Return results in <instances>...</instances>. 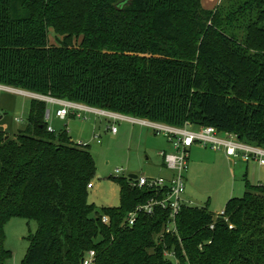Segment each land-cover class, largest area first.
<instances>
[{"label": "trees", "instance_id": "trees-1", "mask_svg": "<svg viewBox=\"0 0 264 264\" xmlns=\"http://www.w3.org/2000/svg\"><path fill=\"white\" fill-rule=\"evenodd\" d=\"M115 1L0 0V85L169 127H214L264 149V0L212 10L134 0L128 18V1ZM179 16L199 37H182ZM49 29L63 35L57 44ZM47 105L32 101L13 136L0 130V264L12 258L4 225L14 217L37 224L21 264H82L90 251L93 264H171L169 253L177 264H264V185L246 183L222 216L182 206L175 234H165L170 212L160 208L130 227L127 213L154 192L113 178L118 206L96 209L89 146L48 132Z\"/></svg>", "mask_w": 264, "mask_h": 264}, {"label": "rangeland", "instance_id": "rangeland-1", "mask_svg": "<svg viewBox=\"0 0 264 264\" xmlns=\"http://www.w3.org/2000/svg\"><path fill=\"white\" fill-rule=\"evenodd\" d=\"M120 1L123 0H116L112 3V6ZM127 1L128 6H125L122 10L124 12L123 16L126 18L131 16V12L134 11V0ZM200 2L204 9L212 10L217 6L219 0H200ZM174 22L179 27L183 38L186 35L199 37L192 29L191 21L179 16L174 19ZM68 27V25L63 24L61 31ZM56 31L58 32V30ZM62 37L63 35L56 33L54 29L48 30L50 44H57V40L62 39ZM71 41L73 45L79 46L81 36L73 34ZM23 96L22 94H16L11 97L8 93L0 92V105L6 104L11 107L15 99L23 98ZM55 107L47 105V109L51 111L48 125L57 132L65 129L74 143L89 146V152L95 161V177L92 180L93 187L88 190V202L93 204L96 209L118 206L119 187L113 178H126L129 175L156 178L166 175L167 172L161 167L162 159L157 153L160 148H164V145L167 144L164 132L157 131L149 125L131 121L127 116L113 119L81 112L82 118L70 114L64 120H58L53 117ZM76 113L79 112L76 111ZM7 114L5 124L8 131L15 133L17 128L20 129L25 126V123L23 124L25 121H22L20 126L13 122L16 115L11 111ZM84 117H86V120L83 119ZM112 127L116 128L114 134L111 132ZM215 153L221 152L194 144L190 149V161L194 160V156L211 157L210 155ZM208 160V165L206 164L204 168L205 178L202 181L189 180L190 192L198 191L204 197L205 203L195 199L189 201L191 207L201 208L206 206L215 216H222L223 213L220 214V212L225 209L227 200L242 196L246 183L264 185V167L259 166L253 159L248 161L235 159L234 164H226L212 157ZM185 176L188 182L187 174ZM232 180L235 181L234 185ZM187 184L185 183V200L187 198ZM36 229L37 224L35 221L14 217L6 222L4 225V246L12 254L8 264L22 263L28 250V239L35 234ZM165 255L169 258L171 264H177L175 259L171 258L170 253Z\"/></svg>", "mask_w": 264, "mask_h": 264}, {"label": "built area", "instance_id": "built-area-1", "mask_svg": "<svg viewBox=\"0 0 264 264\" xmlns=\"http://www.w3.org/2000/svg\"><path fill=\"white\" fill-rule=\"evenodd\" d=\"M0 85V92H1ZM39 101H43L48 105L58 107L55 110L54 116L60 120H64L68 115L72 114L77 118H82L81 112L85 114L102 115L113 119H118L120 116L86 107L81 104L72 103L68 101L58 100L46 96H40ZM78 111L79 113H76ZM51 117L50 110L45 112V120ZM86 120V117L83 118ZM143 125H149L157 131L165 133L167 142L173 148L172 152L161 151L158 155L162 159V167L167 171L166 176L156 178H146L143 176L137 177L132 186L138 188H146L154 192V197L149 199L146 203L136 206L132 211L126 215L125 223L128 226H133L138 216L146 215L152 216L156 209L169 210V220L165 226V234H175L176 225L175 218L182 206H190V203L184 199L185 191V174H187L189 166V151L194 144L201 147H209L213 151L222 152L227 157L233 159H242L248 161L253 159L260 166H264V149L260 147L250 146L240 142L236 135L227 132H218L214 127H198L193 128L189 125L184 127H169L162 124L139 121ZM48 132L54 130L48 126ZM111 132L116 133V128L112 127ZM80 145V143L78 144ZM93 187L90 183L87 188ZM104 224H108L109 219L104 217L102 219ZM212 228V226L210 227ZM94 252L90 251L85 256L82 264H93Z\"/></svg>", "mask_w": 264, "mask_h": 264}, {"label": "crops", "instance_id": "crops-1", "mask_svg": "<svg viewBox=\"0 0 264 264\" xmlns=\"http://www.w3.org/2000/svg\"><path fill=\"white\" fill-rule=\"evenodd\" d=\"M219 2H220V0H219ZM206 8L208 9L209 7H206ZM1 87H2L1 92L2 93H8L11 97H14V95H16V94L24 95L23 98L15 99L12 102L11 107L7 106L6 104L0 105V130H2V131L4 130V132L7 131L6 133H8L9 135L13 136L17 132V130L19 128H17L15 133H13V131L12 132L8 131V127L5 124V119H6L5 116L8 115L7 112L11 111L12 113H14L16 115V117L13 119V122L15 124H17L18 126H20L22 124V121H25V122H23V124H24V123H26V120L28 119L31 102L34 101V100H40V99H39L38 95L30 93V92H27V91H24V90L21 91L20 89H14V88H11V87H6V86H1ZM56 109H58V107H55V110ZM55 110H54V112H55ZM116 115H118V114H116ZM118 116H122V115H118ZM53 117L55 119H58V118H56L54 116V114H53ZM122 117H124V116H122ZM127 118L130 119L131 121H134V122L145 121V122L148 123V121H146V120L133 119V118H130V117H127ZM58 120H60V119H58ZM22 128H20V129H22ZM60 131H62V130H60ZM54 132H57V131L54 130ZM165 141L167 142L166 139H165ZM164 146L165 147L164 148H160V150H158L157 153H159L161 151H165V152H172L173 151V148L171 147V145L168 142ZM210 156L212 158H215L216 160L223 161L226 164H234L235 163V159L227 157L222 152L221 153H215V154H212ZM211 157H209V156H201V157L200 156H194V160L190 161L191 158H190V151H189V166H188V171H187L188 182L186 180V183H188L187 187H186V190H187L186 201H188V202L190 201L191 202L192 200L197 199L198 201L205 203L204 197L201 196L198 191L194 190V191L190 192L191 186L189 185V182H190L189 180L197 179V180H201L202 181L205 178L204 168H205L206 164L208 165V162H209L208 159L211 158ZM161 167H162V165H161ZM162 169L165 172H167L163 167H162ZM166 175H167V173H166ZM166 175H164V176H166ZM232 184L233 185L235 184L234 180H232ZM244 191H245V189H244ZM195 195L198 196L199 198L196 197ZM232 198H234V197H232ZM222 213L223 212L221 211L220 214H222Z\"/></svg>", "mask_w": 264, "mask_h": 264}, {"label": "water", "instance_id": "water-1", "mask_svg": "<svg viewBox=\"0 0 264 264\" xmlns=\"http://www.w3.org/2000/svg\"><path fill=\"white\" fill-rule=\"evenodd\" d=\"M121 5H123V4H121ZM128 178H129V179H133V180H134V179H136V178H137V176H135V175H129V176H128Z\"/></svg>", "mask_w": 264, "mask_h": 264}]
</instances>
